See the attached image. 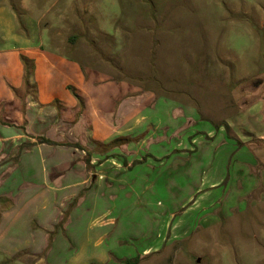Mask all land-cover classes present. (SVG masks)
Listing matches in <instances>:
<instances>
[{
    "label": "rangeland",
    "instance_id": "374dc122",
    "mask_svg": "<svg viewBox=\"0 0 264 264\" xmlns=\"http://www.w3.org/2000/svg\"><path fill=\"white\" fill-rule=\"evenodd\" d=\"M0 5L11 9L22 35L28 32L35 41L41 36L48 46L53 32L60 52L74 44L82 66L181 112L189 109L196 123L193 135L188 138L187 130L180 136L187 151L155 161L142 148L128 171H113L119 183L112 188L106 182L102 190L81 187L82 194L97 193L100 205L107 200L108 213L99 217L89 209V196L71 202L65 212L78 209L82 225L73 237H61L62 246L52 244L55 230L33 256L23 227L3 234L0 264H95L94 255L101 253L94 250L95 232L108 233L97 244L108 252L104 264H264V140L256 138L264 136V0ZM66 219L61 216L62 226ZM178 224L186 230L180 236ZM137 226L142 235H133ZM149 245L158 250L145 257L142 249Z\"/></svg>",
    "mask_w": 264,
    "mask_h": 264
},
{
    "label": "crops",
    "instance_id": "0c3cea01",
    "mask_svg": "<svg viewBox=\"0 0 264 264\" xmlns=\"http://www.w3.org/2000/svg\"><path fill=\"white\" fill-rule=\"evenodd\" d=\"M44 41L19 33L11 9L0 5V239L23 227L32 239L27 248L33 256L55 230L53 246H62L63 235H76L83 216L78 209L65 212L71 202L89 196V209L100 212L99 217L108 213L107 200L106 206L100 205L97 193L82 194L81 187L91 184L102 190L106 182L105 188H112L119 183L113 171H128L142 148L155 161L170 151H187L180 136L189 130V138L196 124L191 110L181 112L178 105L140 95L137 87L82 66L74 44L66 54L60 52L53 32L46 39L51 48ZM23 59L32 62L30 77H25ZM256 138L264 140L261 134ZM112 155L119 157L115 161ZM187 172L192 173L191 168ZM63 215L67 221L62 226ZM138 227L133 235H142ZM174 227L179 236L186 231L180 224ZM90 228L93 231V224ZM93 235L94 250L101 253L92 261L104 264L108 252L97 244L108 233ZM155 248L149 245L142 253L147 257L151 250L157 252Z\"/></svg>",
    "mask_w": 264,
    "mask_h": 264
},
{
    "label": "trees",
    "instance_id": "16d2710c",
    "mask_svg": "<svg viewBox=\"0 0 264 264\" xmlns=\"http://www.w3.org/2000/svg\"><path fill=\"white\" fill-rule=\"evenodd\" d=\"M22 61H23L24 69H25V77H30L31 73H32V69H33L32 62L28 61L26 59H23ZM87 163H88V161H87ZM132 264H137V261L132 263Z\"/></svg>",
    "mask_w": 264,
    "mask_h": 264
}]
</instances>
